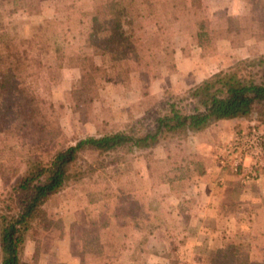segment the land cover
Listing matches in <instances>:
<instances>
[{
  "label": "rangeland",
  "instance_id": "374dc122",
  "mask_svg": "<svg viewBox=\"0 0 264 264\" xmlns=\"http://www.w3.org/2000/svg\"><path fill=\"white\" fill-rule=\"evenodd\" d=\"M105 1L48 0L36 15L18 11L1 19L10 38L30 37L44 21H60L50 31L65 35L64 66L56 67L52 52L42 54L43 65L53 68L39 70L32 84L37 95L51 104L48 120L55 121L58 130L54 142L33 149L44 160L88 136L147 127L167 99L183 96L239 61H264V24L250 30L256 37L242 32L236 38V44L242 45L236 47L217 40L203 50L193 37L199 19L209 21L208 29L224 28V19L231 16L242 18L238 24L247 26L254 0H244L246 8L235 0H200V9L190 11L184 7H190V0H125L123 5L134 20L131 26H142L133 38L138 62L132 57L113 62L108 55L94 56V48L85 42L90 29L85 15ZM78 56L102 67L87 80L89 92L80 85L81 69L74 66L80 61L72 60ZM177 67L181 69L178 76ZM233 131L221 147L229 189L224 190L221 204L207 210L197 203L199 194L195 195L206 158L196 152L194 134L180 139L168 136L145 150L84 153L70 180L45 200L42 207L52 224L34 240L28 233L22 261L215 264L216 253L224 250L241 264H264V117L256 110ZM0 140L18 146L6 150L3 159L7 167L18 168L22 174L21 156L30 145ZM201 170L204 174L199 175ZM15 179L8 182L0 175L1 201L8 199ZM203 210L200 221L190 222L191 215Z\"/></svg>",
  "mask_w": 264,
  "mask_h": 264
},
{
  "label": "trees",
  "instance_id": "16d2710c",
  "mask_svg": "<svg viewBox=\"0 0 264 264\" xmlns=\"http://www.w3.org/2000/svg\"><path fill=\"white\" fill-rule=\"evenodd\" d=\"M47 1L0 0V138L17 140L21 145L28 143L31 147L21 156L25 169L19 175V169L7 167L3 159L6 150L13 151L18 146L7 145L0 140V175L8 182L16 178L10 183L8 199H0L3 204L0 207V264H25L21 252L28 233L34 240L40 231L49 230L52 224V219L42 207L45 200L70 180L73 168L84 153L92 151L106 155L124 150H145L168 136L178 139L187 137L203 132L218 121L245 119L256 110L264 117V61L249 59L239 61L228 71L218 72L203 80L183 96L171 97L162 102L163 108L154 114V119L147 127H130L124 131L88 136L72 146L54 151L44 160L33 149H44L47 143L54 142L58 130L56 122L50 123L48 120L51 104H46L37 95L32 84L38 78L39 70L50 71L53 68L43 65L42 54L52 52L58 63L56 67L64 66L68 49L63 45L65 35L50 31L61 24L60 21H44L32 36L10 38L1 19L3 14L18 11L36 15ZM190 2V7L184 6L186 10L200 9V0ZM124 3L125 0H106L85 15L90 25L85 42L94 48V56L108 55L113 62L132 57L138 62L133 38L142 26L137 25V29L131 26L134 20ZM140 3L145 4L138 1ZM147 5L152 6L151 3ZM224 20L225 27L216 30L208 29V20L197 21V31L193 37L200 48L204 50L217 40H227L234 47L240 46L242 43L236 44V38L244 31L256 37L255 31L250 30L255 24L259 28L264 24V0L252 1V15L246 19L249 22L247 26L238 24L242 20L240 17L231 16ZM72 60L80 61L74 66L81 69L80 85L89 92L87 80L93 73L101 71L102 67L95 65L92 60L87 64V57L78 56ZM49 75L52 77L50 72ZM202 174L204 172L201 170L199 175ZM215 260V264H241L224 250L216 253Z\"/></svg>",
  "mask_w": 264,
  "mask_h": 264
},
{
  "label": "crops",
  "instance_id": "0c3cea01",
  "mask_svg": "<svg viewBox=\"0 0 264 264\" xmlns=\"http://www.w3.org/2000/svg\"><path fill=\"white\" fill-rule=\"evenodd\" d=\"M235 3L245 8L247 6L244 0H235ZM177 68L178 76L180 75L178 73H180L181 69L179 67ZM216 71L217 70L214 72ZM241 120L242 119L218 121L214 125H211L206 131L191 136V140L196 144V152L206 158L205 174L200 177L199 181H196L200 185L199 191L195 194H199L198 198H196L197 203L206 210L208 207L215 206L217 203L221 204L224 190L229 189L226 184L228 171H226V167H224L222 161L221 147L233 136L235 132L233 129L238 124H241ZM212 138L214 140H211ZM218 180L224 181V185H220ZM202 213H205V210L191 215L190 222L200 221L202 219V217H200Z\"/></svg>",
  "mask_w": 264,
  "mask_h": 264
},
{
  "label": "built area",
  "instance_id": "2783aa9c",
  "mask_svg": "<svg viewBox=\"0 0 264 264\" xmlns=\"http://www.w3.org/2000/svg\"><path fill=\"white\" fill-rule=\"evenodd\" d=\"M256 135H257V133H255V132H254V136H256ZM255 139H256L257 141L259 140V139H258V138H256V137H255Z\"/></svg>",
  "mask_w": 264,
  "mask_h": 264
}]
</instances>
